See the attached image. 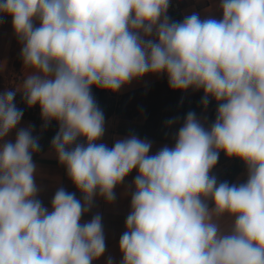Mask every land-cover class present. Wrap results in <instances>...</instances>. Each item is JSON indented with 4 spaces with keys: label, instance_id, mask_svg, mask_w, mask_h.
Wrapping results in <instances>:
<instances>
[{
    "label": "clouds",
    "instance_id": "9594fccd",
    "mask_svg": "<svg viewBox=\"0 0 264 264\" xmlns=\"http://www.w3.org/2000/svg\"><path fill=\"white\" fill-rule=\"evenodd\" d=\"M170 0H0L21 44L24 78L0 91V264H94L106 251L96 197L115 201L133 172L120 264H264V0H218L221 18L168 16ZM202 91L214 121L188 112L175 143L150 154L136 135L102 143L105 117L92 89L112 93L145 76ZM39 106L63 187L37 198L40 151L23 111ZM175 120H169L171 126ZM241 161L242 183L212 175L220 153ZM227 221V226L222 222ZM108 264H112L109 260Z\"/></svg>",
    "mask_w": 264,
    "mask_h": 264
},
{
    "label": "crops",
    "instance_id": "0c3cea01",
    "mask_svg": "<svg viewBox=\"0 0 264 264\" xmlns=\"http://www.w3.org/2000/svg\"><path fill=\"white\" fill-rule=\"evenodd\" d=\"M177 3V9H168V16L172 13L171 20L180 22L186 15L192 13L200 14L201 18L212 16L216 19L221 18V13L217 8L218 0H170ZM21 44L18 42L11 25V18L4 17L0 21V78H7L10 75L13 78V89L19 88L24 78V69L20 58ZM18 62V69L16 68ZM15 77V79H14ZM165 83L168 84L166 76L156 77L153 75L145 76L139 81H134L131 85L122 88L116 94L121 96L133 90L146 87L150 84ZM0 91H4L1 90ZM174 91V90H173ZM189 89L186 92L176 91L184 94L192 92ZM22 96L21 93L18 92ZM37 115L40 116L39 106H34ZM197 118L206 120L205 126H210L211 108L201 109L196 112ZM185 117H180L177 109L173 107L164 108L158 118L157 126L151 131L145 130V114L138 112L132 116L120 117L111 115L105 120V135L102 143L111 147L115 140L124 138L129 135H136L141 139H147L152 143L150 154H155L160 148L167 145L172 147L175 143V136L178 129L183 125ZM169 120H175L171 126L168 125ZM30 122L21 120L18 129L14 130L7 138L14 141L16 131L19 128H28ZM37 165L36 183L41 189L38 193V199L45 207L51 206V200L60 187H63L67 192L74 193L77 199H81V194L74 187L71 180L66 175L64 166L60 165L54 152L51 148L43 150L38 157L33 159ZM234 158H228L221 152L218 162L212 170V175L217 178L218 182L227 181L228 183H242L246 180V169H240L233 173ZM136 175L133 171L124 181L118 186L115 191V201L112 203L106 202L101 197H96L93 201L91 210L86 213L82 220L89 221L96 214L102 217V224L105 235L106 251L102 257L94 262V264H108L111 260L112 264H120L122 259L119 250V239L125 231V220L130 211L131 191L130 186ZM222 226H227V221L222 222Z\"/></svg>",
    "mask_w": 264,
    "mask_h": 264
},
{
    "label": "trees",
    "instance_id": "16d2710c",
    "mask_svg": "<svg viewBox=\"0 0 264 264\" xmlns=\"http://www.w3.org/2000/svg\"><path fill=\"white\" fill-rule=\"evenodd\" d=\"M173 17L172 13L170 18ZM18 69V62L16 68ZM6 89H13L12 86ZM1 89V90H6ZM93 96L96 100L98 107L103 111L105 120L111 115L120 117L132 116L138 112L145 114V130L151 132L158 123V118L161 111L167 107H173L178 110L180 117H186L187 113L198 112L202 109L201 98L202 91H196L193 96V101L185 100L184 94L173 91L169 88L168 84L156 83L150 84L146 87L133 90L124 95H117L109 91L100 90L97 88L92 89ZM16 106L23 111V119L30 122L32 134L38 139L39 145L43 148H50L51 141L58 131V125L53 121L46 129L43 128V121L41 115L38 116L34 107L28 108L24 103L22 96L17 93L15 97ZM214 102H210L212 104ZM215 118L210 117V123ZM237 159H234V166ZM233 166V167H234Z\"/></svg>",
    "mask_w": 264,
    "mask_h": 264
},
{
    "label": "rangeland",
    "instance_id": "374dc122",
    "mask_svg": "<svg viewBox=\"0 0 264 264\" xmlns=\"http://www.w3.org/2000/svg\"><path fill=\"white\" fill-rule=\"evenodd\" d=\"M14 79H15V77H14ZM12 84H13V78H11L10 75H8L7 78H2V77L0 78V89H3V87H4V89H6V87H8V86H12ZM195 92H196V91H192V92L184 93V98H185V100H187V101H189V102H190V101L192 102V101H193V96H194ZM211 102H214V103L208 105V107L211 108V115H210V117H211V118H215L216 107H217V105H216V102H215V101H211ZM50 148H51V147H50ZM45 149H48V147L43 148V147L40 146V151L37 152V153H35V154L33 155V159L37 158L38 155H39V153H41V152H42L43 150H45ZM240 169H245V166H244V164H243L241 161L237 160L235 166L232 167V170H231V171H232L233 173H235L236 171H238V170H240Z\"/></svg>",
    "mask_w": 264,
    "mask_h": 264
},
{
    "label": "built area",
    "instance_id": "2783aa9c",
    "mask_svg": "<svg viewBox=\"0 0 264 264\" xmlns=\"http://www.w3.org/2000/svg\"><path fill=\"white\" fill-rule=\"evenodd\" d=\"M170 9H171V10H176V9H177V3L174 2V1H171V2H170Z\"/></svg>",
    "mask_w": 264,
    "mask_h": 264
}]
</instances>
